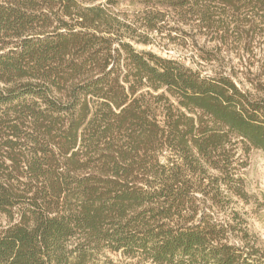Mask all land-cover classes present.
I'll return each mask as SVG.
<instances>
[{
  "label": "trees",
  "instance_id": "16d2710c",
  "mask_svg": "<svg viewBox=\"0 0 264 264\" xmlns=\"http://www.w3.org/2000/svg\"><path fill=\"white\" fill-rule=\"evenodd\" d=\"M114 1L0 0V264H105V250L264 264V245H237L205 208L221 184L244 195L235 149L264 151V85L138 49ZM165 1L207 25L264 12V0Z\"/></svg>",
  "mask_w": 264,
  "mask_h": 264
},
{
  "label": "rangeland",
  "instance_id": "374dc122",
  "mask_svg": "<svg viewBox=\"0 0 264 264\" xmlns=\"http://www.w3.org/2000/svg\"><path fill=\"white\" fill-rule=\"evenodd\" d=\"M165 0H115L108 7L123 22L121 31L138 49L178 59L203 74L232 76L244 89L255 91L264 85V12L242 9L237 14H213L207 25L197 14H180ZM216 12V10L214 11ZM237 177L244 195L220 186L223 202L205 208L214 219L234 225L227 236L237 245H264V151L246 150L236 144ZM169 150L160 158L164 161ZM212 173L215 171L212 170ZM201 202V193H198ZM5 224V216L0 217ZM97 260L105 264H156L139 254L105 250Z\"/></svg>",
  "mask_w": 264,
  "mask_h": 264
}]
</instances>
